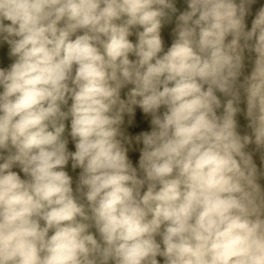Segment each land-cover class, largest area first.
Wrapping results in <instances>:
<instances>
[{
    "label": "clouds",
    "instance_id": "1",
    "mask_svg": "<svg viewBox=\"0 0 264 264\" xmlns=\"http://www.w3.org/2000/svg\"><path fill=\"white\" fill-rule=\"evenodd\" d=\"M257 2L187 0L158 56L171 0H0L15 58L0 68V264H264V6L245 31ZM135 107L151 116L138 168L122 130Z\"/></svg>",
    "mask_w": 264,
    "mask_h": 264
},
{
    "label": "trees",
    "instance_id": "2",
    "mask_svg": "<svg viewBox=\"0 0 264 264\" xmlns=\"http://www.w3.org/2000/svg\"><path fill=\"white\" fill-rule=\"evenodd\" d=\"M172 2V8L171 9H165V17L161 21V29H160V37L162 40V52L158 54V56L164 55L167 50L171 47V45L175 42V40L178 37L177 33V27L179 24V16L182 15L184 12L188 11V4L187 0H171ZM264 6V0H258L257 3L253 4L250 8V14L246 15L245 17V31H250L252 26V21L255 18L256 13L259 11V9ZM126 18H121V20L114 21V23L120 24L123 22V20ZM5 24H8L10 22L5 21ZM59 26H63V22ZM132 35L128 37L130 42H132L134 45L138 42V35L137 33L143 31L142 28L139 26L131 29ZM83 35V31H77L70 39L74 40L76 36ZM103 39V38H102ZM231 40V36H229L226 39L227 41ZM241 45H243V40L240 41ZM101 52H103V49L101 48ZM129 60L130 61H136L138 58L134 53L129 54ZM254 53H250L247 50L244 51V68L242 72V76L240 77V82L243 81L244 76H247L251 73L253 64L252 61L254 60ZM14 57L10 55V49L7 43H0V68L7 69L10 67V65L14 62ZM71 86V85H70ZM134 86L131 84L125 85L121 88L119 96L121 100L127 101L130 91L132 90ZM217 97L221 100L222 104L226 101V97H224L221 93H216ZM71 99H68V103L64 106H62V111L68 112V110L71 107ZM240 108V111L236 114V122H237V132L241 136L244 135H251V129L248 127L249 121L246 117V111H247V105H246V98L242 95L241 96V102L238 106ZM161 112L164 111L163 108L160 110ZM223 109H219L217 111V114L219 115L222 113ZM131 120V123L129 121ZM65 125V131L63 133V138L68 141L67 143V150L72 153L75 152V142L73 141L70 132H71V117L69 116L66 120L63 121ZM122 130L124 131L125 135L128 136L131 139V144L125 145L128 149L127 155L129 160L131 161L133 167L138 168V162L140 158V152L143 148L142 143H136L135 137L143 132H150L151 131V116L144 114L142 110L139 107L134 108V114L133 116L129 117L127 114L124 116V123L122 125ZM254 145H249L246 151L252 152L254 149ZM253 160L256 163L257 167H261V162L259 159V154L254 153L253 154ZM68 173V175L72 179V188L73 192L75 194V189L78 182V177L80 174V169L76 168L73 169L72 167V161L69 160L68 164L63 169ZM12 171H15L20 177L23 179L24 174L20 171L19 166H14ZM262 187H264V180L260 181ZM146 190L143 189L142 191ZM80 203L84 204L87 208V202L86 200L81 196ZM90 231L96 235L97 239H99L98 234L96 233L95 229L92 228ZM52 233L50 232L49 235ZM160 264H163V259L160 257H157Z\"/></svg>",
    "mask_w": 264,
    "mask_h": 264
}]
</instances>
